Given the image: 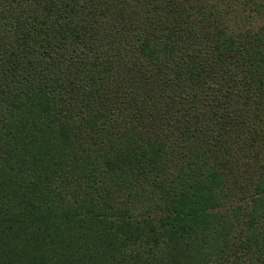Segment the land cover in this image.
I'll return each instance as SVG.
<instances>
[{
  "label": "trees",
  "instance_id": "1",
  "mask_svg": "<svg viewBox=\"0 0 264 264\" xmlns=\"http://www.w3.org/2000/svg\"><path fill=\"white\" fill-rule=\"evenodd\" d=\"M0 264H264V0H0Z\"/></svg>",
  "mask_w": 264,
  "mask_h": 264
},
{
  "label": "rangeland",
  "instance_id": "2",
  "mask_svg": "<svg viewBox=\"0 0 264 264\" xmlns=\"http://www.w3.org/2000/svg\"><path fill=\"white\" fill-rule=\"evenodd\" d=\"M246 15H248V14H246ZM262 20L261 19H258V22L260 23Z\"/></svg>",
  "mask_w": 264,
  "mask_h": 264
}]
</instances>
